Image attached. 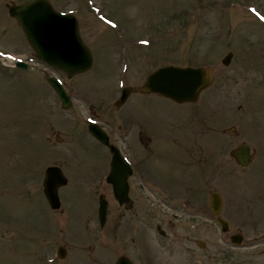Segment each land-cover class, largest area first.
Wrapping results in <instances>:
<instances>
[{"label": "rangeland", "instance_id": "obj_1", "mask_svg": "<svg viewBox=\"0 0 264 264\" xmlns=\"http://www.w3.org/2000/svg\"><path fill=\"white\" fill-rule=\"evenodd\" d=\"M24 1L0 0V264H115L122 255L135 264H264V0H52L76 14L93 52L92 69L72 79L8 59L34 56L7 7ZM167 64L210 66L215 81L195 104L139 93ZM48 74L68 91V107ZM123 86L137 93L118 107ZM90 118L113 127L111 142L130 153L128 207L106 180L111 153L90 135ZM119 126L132 129L127 138ZM144 126L154 132L148 145L137 133ZM206 126L219 130L206 135L207 162L181 150L205 142ZM243 143L253 151L246 168L230 156ZM54 164L68 178L58 210L43 190ZM214 192L228 232L215 222ZM236 232L239 247L230 242Z\"/></svg>", "mask_w": 264, "mask_h": 264}, {"label": "water", "instance_id": "obj_2", "mask_svg": "<svg viewBox=\"0 0 264 264\" xmlns=\"http://www.w3.org/2000/svg\"><path fill=\"white\" fill-rule=\"evenodd\" d=\"M9 13L14 17L29 44L35 51L36 57L43 60L53 68L62 70L68 77L82 73L91 68L93 56L89 47L82 40L79 23L75 15L57 11L49 0H34L23 4H10ZM232 54L230 53L224 63L229 64ZM18 66L26 68L25 62H19ZM213 79L212 71L208 68H193L180 66L161 67L152 72L142 91L158 92L169 96L178 102L197 100L199 93L208 87ZM50 83L59 93L64 106L70 103L69 97L62 85L54 78H49ZM130 89L124 90L118 104H122L129 95ZM91 133L104 144H108V138L104 131L97 125L90 124ZM113 153L112 169L109 181L114 184V194L120 203L129 201L127 176L131 173L130 165L123 159L115 146H111ZM242 166L250 162V147L243 145L232 152ZM67 184V178L59 167H49L44 180V192L53 209L61 206L59 187ZM216 214L222 205L220 197L214 195L211 202ZM108 203L103 195L100 197L99 219L103 226L106 221ZM218 223L223 230H228L226 221L218 217ZM234 239V238H233ZM234 239L236 243L241 240ZM59 257L64 258L67 254L65 247L59 248ZM117 264H132L126 257H120Z\"/></svg>", "mask_w": 264, "mask_h": 264}, {"label": "flooded vegetation", "instance_id": "obj_3", "mask_svg": "<svg viewBox=\"0 0 264 264\" xmlns=\"http://www.w3.org/2000/svg\"><path fill=\"white\" fill-rule=\"evenodd\" d=\"M134 93H137V90H136V88H134V90H133V92H132V94H134ZM139 93H142V92H139ZM131 94V95H132ZM131 97V96H130ZM105 127V130H106V132H107V134L109 135V137H111V136H116L117 138L119 137V136H117L116 135V130L113 128V127H111V126H109L108 124L107 125H105L104 126ZM211 130V131H213L214 133L215 132H217V131H219V130H217V128L216 127H205L204 128V130L201 132V133H203L204 135L203 136H205V142L204 141H202L201 139H199V138H197L196 140H189L187 143H186V146L185 147H182L181 148V150L182 151H184V153H186L187 155H188V157H190V158H192V159H194V158H198V159H203V160H206V162L208 161V147H207V138H206V135H208V130ZM118 130H123L122 131V133H123V135H124V137L125 138H127V136L129 135V133H130V131L132 130V129H130V128H128V129H126V128H122L121 126H119L118 127ZM152 131L151 130H148V128L147 127H145L144 126V129L142 128V129H140V130H138V135H139V138H140V140H141V142L142 143H145L146 145H148V142H150L151 141V139L152 138H150L149 137V135H148V133H151ZM223 132V131H222ZM152 134H153V136H154V132H152ZM203 136L201 137V138H203ZM152 137V136H151ZM214 137H216V135L215 134H213V136H212V138H213V140H214ZM217 138V137H216ZM211 142H212V145L214 144L213 143V141L212 140H210ZM215 148H216V146H215ZM121 149V148H120ZM121 151H122V153H123V155L128 159V160H132L129 156H130V153L127 151V152H125V151H123L122 149H121ZM212 151V153H213V155H215V149L214 150H211ZM251 151H252V149H251ZM252 158H253V151H252ZM206 166H207V163H206ZM201 174H203V173H201ZM204 175V174H203ZM132 187H133V185L132 184H130V179H129V190H130V192H131V190H132ZM136 187V186H135ZM130 197H131V194H130ZM132 197H131V202L129 203V204H124V205H120L121 206V208H125V207H128V206H130V205H132ZM240 232H236V233H234V234H239Z\"/></svg>", "mask_w": 264, "mask_h": 264}]
</instances>
